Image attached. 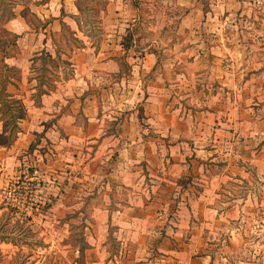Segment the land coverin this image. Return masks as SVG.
Here are the masks:
<instances>
[{"label": "rangeland", "instance_id": "1", "mask_svg": "<svg viewBox=\"0 0 264 264\" xmlns=\"http://www.w3.org/2000/svg\"><path fill=\"white\" fill-rule=\"evenodd\" d=\"M4 1L8 6L13 3L10 10L14 14L0 25V32L2 28L21 30L24 21L36 28L31 31L35 32L31 38L25 35L29 29L15 32L20 37L16 49L10 48L20 53L16 57L21 66H28V79L36 83L42 80L45 88L52 85L53 90L55 80L74 76L73 66H92L84 75L85 91L97 95L105 111L110 109L107 106L111 101L123 108L121 103L126 97L131 99L129 106H137L141 113L139 103L147 94L144 82L152 76L166 78L161 95L165 103L179 105L180 112L199 108L191 97L199 98L204 107L201 96L209 91L223 90L238 105L237 94H246L249 86L245 87V81L255 77L254 90L250 89L254 93L250 113L257 120L254 132L247 135L228 123L227 126V116L221 114L224 117L220 126L224 130L219 135L209 134L205 140L208 147L214 144L211 146L217 157L200 159L218 167L234 161L241 168L229 172L231 178L224 184L230 192L226 203L212 201L217 208L227 207L223 208L224 227L211 225L198 232H182L177 239L173 232H151L147 247L142 249L141 262L164 264L158 259L164 253L158 247L164 236L173 245L174 239L177 247L179 242H189L191 233H197L192 237L195 246L190 255L195 263L204 256V264H264V168L253 165L257 158L255 149L264 145V0H240L239 9L220 12L216 23H207L203 17L206 9L215 12L208 0H131L132 6L124 8V19H120L122 8L107 7L109 0H52L55 5L51 12L59 18L54 22L58 29L54 30L53 16L41 18L30 9L37 4L41 12L46 0ZM80 53L85 54L84 60H77ZM48 54L51 59L42 60ZM110 66L118 71H111ZM147 66H151L149 70ZM135 74L143 85L121 83L120 79ZM17 88L18 85H10V92L16 93ZM35 91L34 87L23 92L32 97ZM4 125L10 128V124L0 120V130ZM35 138L26 147L17 145L0 152V264H9L15 254L16 264H122L116 226L109 224L106 232L90 224L94 222L90 206L95 199L83 193L57 201L51 198L57 177L52 178L56 171L45 170V162L47 157L54 160L55 148L37 145L39 137ZM162 139L161 136V143H167L166 138ZM193 157L199 161V157ZM4 198L13 211L17 206V213L12 215L1 207ZM232 204L236 205L235 211ZM212 213L213 219L220 217L217 212ZM91 233L100 238L98 245L89 243ZM95 254L100 255L98 263L93 262Z\"/></svg>", "mask_w": 264, "mask_h": 264}, {"label": "crops", "instance_id": "2", "mask_svg": "<svg viewBox=\"0 0 264 264\" xmlns=\"http://www.w3.org/2000/svg\"><path fill=\"white\" fill-rule=\"evenodd\" d=\"M130 1L109 0L107 7L122 8L120 19H124V8L128 10L132 6ZM52 2L46 0L41 4L45 7L41 8V12L38 8L40 5L37 4L31 5L30 9L38 12L41 18L53 16L51 29L54 30L58 29L54 22L59 21V18L58 14L51 12L55 5ZM208 2L209 5L212 3L215 12L211 13V9L204 11L203 17L207 23L218 22L220 12L236 11L242 5L240 0ZM46 28L44 25L43 30ZM22 29H29L30 31H25V35L31 38L30 35L35 33L31 31L36 28L32 29L24 21L21 23ZM21 30L14 31L20 33ZM18 53L5 57L8 64L20 65L14 66L19 77L8 82L6 90L10 92V85L14 88L18 85L13 94L21 99L25 109L18 123L26 125L20 127L19 136L14 139V143L6 145L0 139V152L17 145L26 147L37 136V145L53 146L56 156L52 161L47 157L45 162L46 171H56L52 176L57 177V180L51 191V198L54 197L57 201L83 193L95 199L90 206V215L94 219L90 224L95 225L98 231L102 228L106 231L109 224L116 226L115 234L119 241L122 264H143L142 249L147 247L149 233L156 230L173 232L172 236L177 239L182 232H198V229L211 225L224 227L223 208L227 207L217 208L212 205V201L222 202L223 205L226 203L225 197H230L227 196L230 192L224 188V184L231 178L229 172L239 171L241 168L234 161H227L219 166L222 168L220 170L216 163L207 164L200 159L217 157L213 154L216 149L211 146L214 144L208 147L205 140L209 134L219 135L224 130L220 126L223 123L221 118L224 117L221 114L227 116V126L229 124L247 135L254 132L257 120L250 113V110L253 111L251 96L254 94L250 93V89L254 90L252 87L255 77L250 76L245 81V87L249 86L246 94H237L238 105H234V101L223 90L209 91L201 96V100L205 99L204 107L198 101L199 98L195 97L194 100L191 97V101H195L199 108L191 107L180 112L179 105L165 103L161 95V85L166 78L152 76L144 82L148 95L144 93V102L139 103L142 106L141 113L137 106L136 109L135 106H129L128 101L131 99L126 97L125 103H121L123 108L111 101L107 106L110 109L105 111L102 109L104 104H100L97 95L85 91L87 84L84 75H88L92 66L81 63L73 66L74 76L55 80V89L41 94L40 104L35 105L29 93L24 94L23 91L33 90L36 82L28 79V66H21L20 58L16 57ZM80 54L77 58L79 61L85 57L84 53ZM149 67L151 66H147L148 70ZM109 69L118 71L117 67ZM120 81L127 86L136 87L142 83L138 74ZM28 87L32 89H27ZM138 96L137 94V100ZM3 131L1 128L0 134ZM161 136L166 138L167 143L160 142ZM254 152L257 158L253 159V165L263 169L264 145ZM193 156L199 157V161ZM249 196L250 193L246 198L250 200ZM97 199L100 201H96ZM231 206L233 211L237 209L236 205ZM212 211L217 212L220 217L213 219ZM195 235L197 233H191L190 241L179 242L181 245L177 247L174 239L175 245L168 236H164L158 243V247L164 251L159 255V261L164 264H204V256H199L196 263L191 261V247L195 246L192 237ZM89 239L92 245H98L100 240L92 233ZM99 260L100 255L95 254L93 262L98 263ZM104 262L105 260L102 263Z\"/></svg>", "mask_w": 264, "mask_h": 264}, {"label": "trees", "instance_id": "3", "mask_svg": "<svg viewBox=\"0 0 264 264\" xmlns=\"http://www.w3.org/2000/svg\"><path fill=\"white\" fill-rule=\"evenodd\" d=\"M7 4L8 3L4 0H0V25H4L6 21L9 20L10 17H12L14 14L10 10L13 3H10L11 5L9 6ZM31 13L33 12L31 11ZM62 26L65 27L66 25L63 24ZM2 29V32H0V114H2L4 117L1 116L0 120H4L6 124H10V128H8L7 125H4V131L0 134V139L3 138L1 139V141L6 145H10L17 137V133L20 130L18 121L21 117L20 114H23L25 112V109L20 98L16 97L13 93L4 91L6 90V85L8 84V82H12L13 78L19 77L14 65L8 64L5 61V57L13 56L16 53L15 49L17 45L16 42L18 34L15 32H11L6 28ZM11 47H15V49L11 50ZM45 59H51L49 57V54L47 57L42 56V60ZM46 87L48 88H45L42 80H38V82L36 83V91L31 95L33 98V102L36 105L40 104L41 94L48 93L53 88L52 85H47ZM4 201L5 200H3V202ZM3 202L1 203V207H6L7 210L12 214V212L14 211L11 206ZM15 257L16 254L15 256H13V258L10 259L9 264H16Z\"/></svg>", "mask_w": 264, "mask_h": 264}, {"label": "built area", "instance_id": "4", "mask_svg": "<svg viewBox=\"0 0 264 264\" xmlns=\"http://www.w3.org/2000/svg\"><path fill=\"white\" fill-rule=\"evenodd\" d=\"M34 171H35V170H34ZM34 177H36V176H34ZM3 200H5L4 202L10 206V204H9L8 201H7V199L4 198ZM14 212H16V213L18 212V208H17V206H16V209H15Z\"/></svg>", "mask_w": 264, "mask_h": 264}]
</instances>
